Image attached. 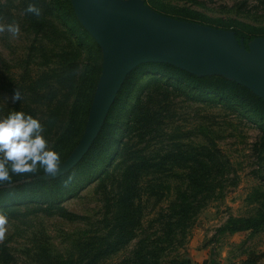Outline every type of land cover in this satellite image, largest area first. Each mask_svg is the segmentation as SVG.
Returning <instances> with one entry per match:
<instances>
[{
  "label": "rangeland",
  "instance_id": "374dc122",
  "mask_svg": "<svg viewBox=\"0 0 264 264\" xmlns=\"http://www.w3.org/2000/svg\"><path fill=\"white\" fill-rule=\"evenodd\" d=\"M49 1L0 0V25L16 23L20 27L18 36L0 32V118L23 111L40 119L51 146L60 153L62 165L84 133L89 111L84 116L83 109L96 82L93 99L103 55L92 36L74 29V39L82 46L79 70L86 71L87 76L68 95L67 88L57 80L69 62L56 55L68 44L60 36L59 16L48 13ZM68 1L53 0V6L63 9ZM144 1L174 18L187 11L196 18L182 20L236 33L238 28L247 34L239 36L247 46L251 40L264 37V0ZM29 3L40 9L39 16L27 13ZM35 80L39 81L38 85L34 83L39 97L30 91ZM151 83L155 87L169 85L156 92L169 96L170 109L160 114L161 124L155 131L141 128L133 117L129 118L137 99L147 94L145 87ZM16 89L22 99L13 102ZM76 101L79 111L68 126L66 112ZM57 103L62 111L50 121V109ZM257 114L234 99L202 94L174 77L141 75L129 98L118 107L113 125L103 134L101 150L86 167L70 172L63 183L49 181L44 188L27 185L33 180L50 179L42 170L13 176L11 183L0 184V210L8 208L0 212L8 220L0 239V264H46L42 246L49 248L53 257L73 264L79 258H92L94 264H132L140 244L159 252L158 264H264V226L255 231L225 230L232 219L264 214V118ZM210 155L216 168L211 177L213 188L193 200L195 192L186 176L194 165L192 159L209 165ZM131 163L148 167L143 168L147 175L134 205L137 214L132 232L125 237L115 230L120 215L118 181L107 182L109 196L102 192L101 182L118 164ZM180 191L188 192L191 204V218L183 224V231L178 219L172 217ZM107 242L115 244L109 247Z\"/></svg>",
  "mask_w": 264,
  "mask_h": 264
},
{
  "label": "water",
  "instance_id": "95a60500",
  "mask_svg": "<svg viewBox=\"0 0 264 264\" xmlns=\"http://www.w3.org/2000/svg\"><path fill=\"white\" fill-rule=\"evenodd\" d=\"M71 3L102 50V70L79 144L47 178L79 162L101 132L128 75L143 63L165 62L199 76L220 75L264 99V37L247 46L235 31L162 14L144 0Z\"/></svg>",
  "mask_w": 264,
  "mask_h": 264
},
{
  "label": "trees",
  "instance_id": "16d2710c",
  "mask_svg": "<svg viewBox=\"0 0 264 264\" xmlns=\"http://www.w3.org/2000/svg\"><path fill=\"white\" fill-rule=\"evenodd\" d=\"M48 13H51L54 17L59 16V22L62 26V31L60 36L66 41L68 46H64L61 49V53H56L57 56L62 57L65 60V63L68 60V67L61 71V79L57 80L59 85H62V88H67L68 95L75 90V87L79 85L82 81L85 80L87 73L83 71L81 68L79 70L80 63L78 61L80 57V50L82 46L74 39V29H77L80 34H89V32L85 29L82 25L80 20L78 19L71 0L68 1L67 5L64 6V10L58 8L55 10L53 6V0L48 2ZM56 11V12H55ZM187 17H193L190 12L186 11L184 16H177L176 18L185 19ZM237 36H245L240 32L238 28ZM241 33V34H240ZM91 36V35H90ZM100 70V68H99ZM99 72V71H98ZM154 73H162L164 75L174 77L180 82H184L188 84L190 87L197 89L198 92L202 94H216L217 96H222L224 98L228 97L230 99H234L238 104L242 105L244 109H251L252 111L257 112L258 116L264 118V99L260 98L256 94H254L249 88L233 81L228 78H225L220 75H206V76H199L193 74L187 70L179 68L175 65L165 63V62H148L143 63L137 66L127 77L125 83L123 84L121 90L119 91L114 104L111 107L109 112L108 118L99 133V135L95 138L93 143L91 144L88 151L83 155V157L79 160V162L71 168L69 171L55 177H51L50 179H37L31 182H28L27 185H36L35 187L44 188L45 185L48 184L49 181H55L63 183L67 177H69V173L75 171L77 169H82L88 165V163L93 160L97 153L101 150L102 146L100 144V140L103 134L107 131L109 126L113 125L114 117L118 112V107H121L125 103V99L129 98L130 93L132 92V87L138 78L144 74H154ZM97 81V79L95 80ZM154 81V80H153ZM67 82L68 84H65ZM34 83L38 85L39 81L35 80L31 81L30 91L32 95L39 97V88L35 87ZM96 83V82H95ZM92 84V88L89 92L88 98L86 99V104L84 106V112L82 115L87 116L89 107L92 100L93 90L96 84ZM155 83L149 84V86L145 87L148 89L147 94L140 96L135 104V107L130 111L129 118L133 117V122L138 124L141 128H151L153 131L157 130L161 124L160 114L167 113L169 111L168 103H169V96H161L160 94H156L158 90L161 88L168 89L169 85H159L158 87L154 86ZM155 87V89L153 88ZM164 86V87H163ZM77 88V87H76ZM176 90L179 88L176 86L174 87ZM57 90V89H56ZM76 93V92H75ZM161 93V92H159ZM58 92L54 94L52 99L57 96ZM59 103V102H58ZM54 105L50 110L52 111V115L49 117L50 121H52V117H58L59 112L62 111L61 104ZM230 105V104H229ZM233 105V103H232ZM81 109V108H80ZM76 111H79V106L77 105V101L71 103L70 107L67 109L66 116L68 117V126H71L73 121L74 114ZM51 113V112H50ZM157 113V115H153ZM49 121V120H48ZM48 123V122H47ZM46 123V125H47ZM48 127V126H47ZM52 127V126H50ZM54 127V126H53ZM77 131V129H76ZM49 132H47L48 134ZM117 143V142H116ZM124 154V153H123ZM209 159V165L207 162L202 161L200 159H192L193 167L190 168V173L187 174V179L189 182V187L192 188V192H195V197L193 200H196L197 195L206 191V193L211 192L212 190V178L214 177V171L216 170L215 164L212 162L214 157L211 156ZM212 160V161H211ZM211 161V163H210ZM148 167L142 163H131L129 164H118L115 171L112 173L108 172L107 176L102 180V192L109 196L111 194V190L108 188V181L114 179L118 181L119 185V192L116 194L117 198V206L120 208L118 216L119 223L115 230H119L120 236L130 234L132 232V223L134 221L135 215L137 214V208L134 206L136 203V199L141 196V186L142 179L147 175L144 174L143 168ZM160 185V184H159ZM186 191L179 192L178 202L176 204V208L174 210L175 215L172 217H176L178 219L179 228L181 226V231H183V224L191 218V214L189 213V208L191 207L189 200V194H186ZM205 197V196H204ZM198 200V198H197ZM200 201V199H199ZM4 206L3 208H5ZM2 208V209H3ZM8 208H5L1 211H6ZM177 222V224H178ZM264 226V214L259 217H252V218H238L232 219L228 224L225 226V230L230 232H242L247 230L255 231L259 228ZM114 228L112 230V234L115 232ZM111 234V235H112ZM117 242V241H116ZM106 244L112 246L115 242H107ZM82 248H86L88 243L85 244ZM100 246H103L102 244ZM46 247V246H44ZM41 247V254L45 260H43L46 264H73L72 262H68L67 260H60L55 256H52L51 251L49 248ZM164 250L166 248H163ZM105 253V252H104ZM104 253L100 255H104ZM135 258L132 264H158V257L159 252H156L149 249L147 245L140 244L134 251ZM7 258H11L8 252H5ZM94 259L90 260H83V258H79L75 264H94Z\"/></svg>",
  "mask_w": 264,
  "mask_h": 264
},
{
  "label": "clouds",
  "instance_id": "9594fccd",
  "mask_svg": "<svg viewBox=\"0 0 264 264\" xmlns=\"http://www.w3.org/2000/svg\"><path fill=\"white\" fill-rule=\"evenodd\" d=\"M26 11L40 15V9L33 3L28 4ZM4 31L18 36L20 27L16 23L0 25V32ZM21 99V92L16 89L12 100L15 102ZM60 166V153L51 146L40 119L23 111H13L7 117L0 118V184L11 183L13 176L41 170L55 175ZM7 223L6 215L0 213V239L6 233Z\"/></svg>",
  "mask_w": 264,
  "mask_h": 264
}]
</instances>
